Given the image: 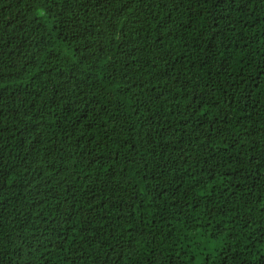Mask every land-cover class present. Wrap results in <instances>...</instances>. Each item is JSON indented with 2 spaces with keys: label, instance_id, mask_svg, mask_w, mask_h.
Returning a JSON list of instances; mask_svg holds the SVG:
<instances>
[{
  "label": "trees",
  "instance_id": "1",
  "mask_svg": "<svg viewBox=\"0 0 264 264\" xmlns=\"http://www.w3.org/2000/svg\"><path fill=\"white\" fill-rule=\"evenodd\" d=\"M0 264H264V0H0Z\"/></svg>",
  "mask_w": 264,
  "mask_h": 264
}]
</instances>
